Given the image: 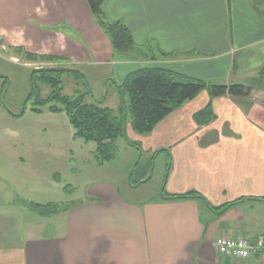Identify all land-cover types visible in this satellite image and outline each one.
<instances>
[{
  "label": "crops",
  "instance_id": "1",
  "mask_svg": "<svg viewBox=\"0 0 264 264\" xmlns=\"http://www.w3.org/2000/svg\"><path fill=\"white\" fill-rule=\"evenodd\" d=\"M102 10L137 44L153 40L173 55L150 61L114 52L86 0H0V43L62 58L103 103L105 87L150 67L244 84L250 95L203 89L150 133L128 127L141 154L166 158L165 196L136 195L146 162L135 169L138 185L117 174V183L97 180L84 199L50 216L25 206L36 216L27 217L23 240L0 233V264H263L256 255L223 256L217 244L221 236H264V0H103ZM209 105L200 122L197 113ZM190 191L215 211L238 203L215 213L198 199L167 198Z\"/></svg>",
  "mask_w": 264,
  "mask_h": 264
},
{
  "label": "rangeland",
  "instance_id": "2",
  "mask_svg": "<svg viewBox=\"0 0 264 264\" xmlns=\"http://www.w3.org/2000/svg\"><path fill=\"white\" fill-rule=\"evenodd\" d=\"M13 48L0 43V233L6 231L5 238L23 240L27 217L35 214L23 210L26 205H70L84 199L97 180L117 183V174L126 177L131 186L141 182L137 196L150 192L153 197L161 193L163 197L169 169L168 164L164 166V155L141 154L118 138L114 158L100 163L94 153L96 143L74 137L64 112L53 113L47 107L41 112L32 110L30 71L61 64L27 60ZM62 80L66 95L84 90L81 78L64 74ZM41 89L43 96L49 92L46 86ZM113 89L111 85L104 88L108 96L102 103L116 110L120 99ZM90 101L87 96L86 102ZM146 162L144 179L138 182L135 169ZM10 204H14L12 209H8Z\"/></svg>",
  "mask_w": 264,
  "mask_h": 264
},
{
  "label": "trees",
  "instance_id": "3",
  "mask_svg": "<svg viewBox=\"0 0 264 264\" xmlns=\"http://www.w3.org/2000/svg\"><path fill=\"white\" fill-rule=\"evenodd\" d=\"M86 2L92 18L108 37L114 52L150 61L164 60L173 55L172 52L161 49L153 40L144 45L137 44L122 20L109 21L106 18L102 10L103 0H86ZM13 49L21 51L27 60L35 59L57 64L63 61L56 56L33 54L21 47ZM185 55L189 56L191 52ZM64 74L81 78L84 90L77 91L73 95L64 94L62 92ZM29 82L31 90L28 98L32 99V110L41 112L42 107H47V110L53 113L64 112L74 130V137L96 143L94 153L100 163L114 158L118 138H122L128 144L131 143L130 145L141 151L137 144L129 141L128 127L140 135L150 133L159 121L186 101L194 98L203 89L209 90L213 97L225 94L231 97H247L251 92V87L244 84L201 80L162 67L140 68L129 73L122 83L113 82L120 99L119 106L114 110L103 105L104 99L100 100L92 96L86 76L78 69L62 65L33 69L30 71ZM42 86L49 88L45 96L42 94ZM87 96L91 98L90 102H86ZM210 113L209 105L199 111L197 117L200 122H204L201 119L205 116L210 117ZM167 198H194L209 205L203 196L195 191L174 194ZM237 203L238 200L216 210L231 207ZM65 207L34 203L28 208L39 216H50Z\"/></svg>",
  "mask_w": 264,
  "mask_h": 264
},
{
  "label": "built area",
  "instance_id": "4",
  "mask_svg": "<svg viewBox=\"0 0 264 264\" xmlns=\"http://www.w3.org/2000/svg\"><path fill=\"white\" fill-rule=\"evenodd\" d=\"M217 249L221 255L233 257L240 261L256 255L264 264V236L262 235L255 240L245 237L221 236L218 240Z\"/></svg>",
  "mask_w": 264,
  "mask_h": 264
},
{
  "label": "water",
  "instance_id": "5",
  "mask_svg": "<svg viewBox=\"0 0 264 264\" xmlns=\"http://www.w3.org/2000/svg\"><path fill=\"white\" fill-rule=\"evenodd\" d=\"M162 196V193L160 194ZM206 206L212 211V212H215V213H221L224 209H221L219 211H215L210 205H207Z\"/></svg>",
  "mask_w": 264,
  "mask_h": 264
}]
</instances>
